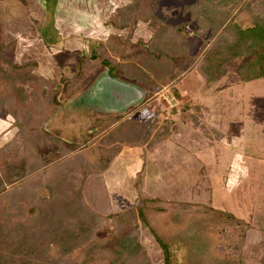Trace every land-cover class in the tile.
<instances>
[{"label":"rangeland","instance_id":"rangeland-1","mask_svg":"<svg viewBox=\"0 0 264 264\" xmlns=\"http://www.w3.org/2000/svg\"><path fill=\"white\" fill-rule=\"evenodd\" d=\"M130 2L0 0V264H47L61 242L84 240L90 217L120 215L137 219L149 264H164L163 249L169 264H264V80L238 78L247 56L230 59L213 86L176 66L207 41L194 25L183 28L191 11L226 12L215 46L230 57L243 45L238 30L264 24V0H139L124 15L140 18L128 42L111 39L126 34L106 21ZM167 27L191 33L188 44L170 41ZM157 33L164 63H177L161 90L142 83L144 102L122 116L59 112L103 65L122 69L124 81L163 79L168 68L144 64ZM59 63L66 91L56 106L45 82L60 79ZM76 122L79 138L69 129ZM89 255L85 264L118 263L108 250Z\"/></svg>","mask_w":264,"mask_h":264},{"label":"trees","instance_id":"trees-1","mask_svg":"<svg viewBox=\"0 0 264 264\" xmlns=\"http://www.w3.org/2000/svg\"><path fill=\"white\" fill-rule=\"evenodd\" d=\"M136 3H139V0H131V2L127 6L118 9L117 12L113 14L105 23V25L116 28L126 34V36H112L111 39L114 37H116L117 39H122L123 37V39L128 42V34H131L135 22L140 18L136 15V18L132 20L133 17L130 15L131 21L128 22L126 21L124 15L126 13V10H133ZM191 10H194V8ZM223 12L225 11L219 8L218 12L214 11L210 16L205 17V14L202 12L197 13L196 11H191V19L188 21V23H185V25H183V28L187 29V26L194 25L195 31L199 34H202L203 37L206 36L207 41L205 43H202V45L198 47L199 49L197 50L195 55L188 52V54L184 55V57H179L181 62L176 66L180 67L181 64H188V67L195 65L197 72L203 76L206 84L211 85L216 83L217 80H220L224 77V66L228 64L227 62L231 61L230 59H232L236 55H239V58L242 59L247 56L248 59L244 61V63L241 65V68L238 70V78H240V80L244 83L264 80V24L262 25L259 23H255L251 28L245 31H238L239 33H237V35L239 34L241 35V37H243V45L239 48V53L232 54V56L228 57L227 53L218 52L217 47L215 46L218 38L221 39V34L225 29V26H227V19L226 17L222 16ZM217 13L219 14V17L215 18L214 15ZM201 15L203 16L202 18ZM183 28H168L171 32H173H169L171 33L168 36L169 40H177V42H179V40H184V42L188 44L187 38H190L191 33H189L187 30V32H183ZM157 35L158 33L151 39L150 47H148L149 49L145 48L144 51V64L147 63L150 65H154L155 67L163 66V69L164 67L168 68V71L166 70L165 73L162 74L163 79H158V76H160L159 73L156 76L150 77L155 78V81H147L152 84V86H147L152 87V91H155V93L161 90L158 86V82L162 81L163 83V80H169V78H171L169 77V74L171 73L174 65L177 64H174L173 61L171 62L172 66H168L167 64H170L168 62L171 59L168 58V56L165 59L167 64L164 63V58L166 57V54L164 52L165 48L162 46V43L157 40ZM44 44L47 45V43L45 42ZM107 45H100L102 47L100 49L101 52H104L106 50V48L108 47ZM116 45L118 44L113 45V43H111L110 48L112 50H115L116 53L117 51H119V49L121 50L119 51V53L123 52L122 50L124 49L123 47L125 45ZM0 50L2 51L3 47H0ZM11 50H13V47H11ZM94 56L95 55H93V57ZM155 60L157 61V63L154 62ZM188 67L186 69H188ZM173 70L175 71L174 68ZM138 72L141 73L140 70ZM62 80L63 78L60 76V79L58 80L53 77L49 78L47 82H45L48 85H51V88L53 87L52 92L50 93V99L55 100L54 102L56 103V106L61 105V101H58L56 97L66 91L64 90V87L60 85L63 82ZM55 87L60 88L59 90L57 88L54 90ZM152 94L153 92H150L148 94V100L150 99ZM45 95H47V92H45ZM174 95L177 100L181 99L178 91H174ZM146 120L148 125H153V123H151L153 121H150V119L147 118ZM228 219L231 220L233 219V217L230 216L228 217ZM107 221H112L113 225L106 226L108 224ZM135 222H137V219ZM135 222L132 223L130 221H125V216L123 215L116 216V218L112 216L105 218L99 217L97 219L96 216L92 218L90 217L89 221L84 222L80 229L81 234L85 236L84 240L80 242V235L79 237L71 238V241H69V243H63L64 241L61 242L58 249L59 257L49 260L47 264H85L90 257L89 254L97 251L98 249L108 250L111 253L113 252L116 260L118 261V263L116 262L117 264H149V259L137 242V229H134ZM131 223L133 225L128 226ZM127 230H130L131 233ZM162 258L164 260V264H169L170 258L168 250L163 249Z\"/></svg>","mask_w":264,"mask_h":264},{"label":"water","instance_id":"water-1","mask_svg":"<svg viewBox=\"0 0 264 264\" xmlns=\"http://www.w3.org/2000/svg\"><path fill=\"white\" fill-rule=\"evenodd\" d=\"M147 87L142 83L111 79L101 73L87 87L76 92L59 112L67 116H122L144 102Z\"/></svg>","mask_w":264,"mask_h":264},{"label":"flooded vegetation","instance_id":"flooded-vegetation-1","mask_svg":"<svg viewBox=\"0 0 264 264\" xmlns=\"http://www.w3.org/2000/svg\"><path fill=\"white\" fill-rule=\"evenodd\" d=\"M120 8H122V7H120ZM108 21V20H107ZM106 21V22H107ZM105 26H107V25H105ZM108 27H110V26H108ZM114 29H116V28H114ZM119 36H121V35H119ZM123 36V35H122ZM49 45V44H48ZM68 51V50H67ZM66 53V52H65ZM62 62V61H61ZM57 68H58V71H59V73H60V76L63 78V74H64V69H63V67L60 65V63L58 64V66H57ZM101 71H100V74L101 73H107V77H109V78H111V79H117V78H120V75H122L123 74V70L122 69H120V68H118V67H116V66H114V65H110V64H108V65H103L102 66V69H100ZM99 75V74H98ZM97 75V76H98ZM97 76L95 77V78H97ZM94 78V79H95ZM64 79V78H63ZM137 80V79H136ZM100 121H102V120H99V121H97V123H100ZM97 126H94V127H92V128H90L91 129V131L94 129V128H96ZM70 130H72V134H74V136H78V138H79V135H80V131H81V129H80V127H78L77 126V122L76 123H73V124H71V128H69ZM85 133H87V132H85Z\"/></svg>","mask_w":264,"mask_h":264},{"label":"crops","instance_id":"crops-1","mask_svg":"<svg viewBox=\"0 0 264 264\" xmlns=\"http://www.w3.org/2000/svg\"><path fill=\"white\" fill-rule=\"evenodd\" d=\"M248 29H249V28H248ZM246 30H247V29H246ZM238 31H240V30H238ZM242 31H245V30H242ZM242 38H243V37H242ZM205 42H206V41H205ZM205 42L202 41V43H205ZM201 45H202V44L200 43L199 46H201ZM197 49H199V48H197ZM196 52H197V51H196ZM195 54H196V53H193V55H195ZM237 56H238V55H237ZM242 60H243L242 58H236V62H238V61L241 62ZM192 67H193V69H194L193 71H195V75H196V73H197L198 75H200V74L197 72V70H196V68H195V65H194V66H189L188 69H186V72H187V71H190V70L192 69ZM227 67H228V64H226V65L224 66V72H226V70L228 69ZM238 70H239V67H238ZM198 77H199V76H198ZM136 81H137V80H136ZM218 81H220V80H218ZM218 81H217V82H218ZM259 81H262V80H259ZM137 82H141V83H145V84H147L146 82H142V81H139V80H138ZM217 82H216V83H217ZM204 83H205V85H206V82H205V81H204ZM147 85H148V84H147ZM194 85H195V86H194V87H195V90H196L197 92H199L201 88H200V86L198 85V80H197V81L194 80ZM206 86H207V85H206ZM210 86H213V84H211ZM204 89H205V90H208V88H204ZM202 91H204V90H202Z\"/></svg>","mask_w":264,"mask_h":264}]
</instances>
